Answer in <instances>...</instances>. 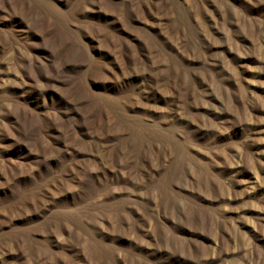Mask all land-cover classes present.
I'll list each match as a JSON object with an SVG mask.
<instances>
[{"label": "rangeland", "instance_id": "374dc122", "mask_svg": "<svg viewBox=\"0 0 264 264\" xmlns=\"http://www.w3.org/2000/svg\"><path fill=\"white\" fill-rule=\"evenodd\" d=\"M0 264H264V0H0Z\"/></svg>", "mask_w": 264, "mask_h": 264}]
</instances>
